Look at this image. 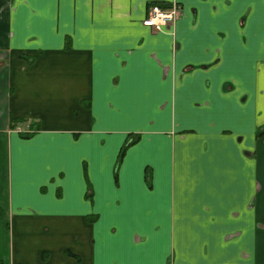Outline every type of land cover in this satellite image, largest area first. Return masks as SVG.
Returning <instances> with one entry per match:
<instances>
[{"label": "crops", "instance_id": "obj_1", "mask_svg": "<svg viewBox=\"0 0 264 264\" xmlns=\"http://www.w3.org/2000/svg\"><path fill=\"white\" fill-rule=\"evenodd\" d=\"M0 264H264V0H0Z\"/></svg>", "mask_w": 264, "mask_h": 264}, {"label": "built area", "instance_id": "obj_2", "mask_svg": "<svg viewBox=\"0 0 264 264\" xmlns=\"http://www.w3.org/2000/svg\"><path fill=\"white\" fill-rule=\"evenodd\" d=\"M182 8L177 3L162 5L154 3L150 5L148 14L143 20V25L160 31L166 25L173 24L181 15Z\"/></svg>", "mask_w": 264, "mask_h": 264}, {"label": "trees", "instance_id": "obj_3", "mask_svg": "<svg viewBox=\"0 0 264 264\" xmlns=\"http://www.w3.org/2000/svg\"><path fill=\"white\" fill-rule=\"evenodd\" d=\"M124 152H125V148H123V149L121 150V153H120V156H121V157L124 155Z\"/></svg>", "mask_w": 264, "mask_h": 264}]
</instances>
